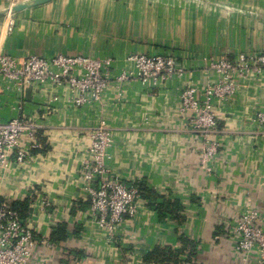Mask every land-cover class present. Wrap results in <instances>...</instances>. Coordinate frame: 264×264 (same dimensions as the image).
Returning <instances> with one entry per match:
<instances>
[{
  "label": "crops",
  "instance_id": "crops-1",
  "mask_svg": "<svg viewBox=\"0 0 264 264\" xmlns=\"http://www.w3.org/2000/svg\"><path fill=\"white\" fill-rule=\"evenodd\" d=\"M94 1L50 0L13 15L0 13V57L9 54L22 61L33 53H66L111 60L101 99L84 103L77 102L78 91L66 82L50 78L19 84L4 75L0 63V121L19 117L38 130L36 141L24 133L8 166L0 170V197L29 200L27 224L40 240L37 258L43 264H145L148 252L167 246L181 250L186 238L196 253L187 260L186 246L181 264H264L256 253L247 259L237 253L229 229L243 211L254 208L264 227V122L259 119L264 70L251 72L232 100L216 106L219 132L214 138L221 146L211 160L202 161V136L190 113L181 111L180 100L187 84L212 77L205 68L210 57L234 61L241 52L264 50V17L216 10L204 16L197 3H186V10L145 17L142 27L151 25L149 19L155 23L149 33L140 30L132 14L136 0H130L123 23L121 3L112 1L114 27L106 15L93 12ZM224 1L264 14V0ZM6 6L7 0H0V11ZM166 52L176 54L185 70L155 85L144 83L128 59L133 53ZM122 73L135 76L121 81ZM102 123L112 136L109 169L129 181L146 179L157 194L179 199L183 220L161 218L145 200L139 215L115 229L114 242L108 240L91 215L81 173ZM20 149L29 154L23 162L17 159ZM44 200L48 204L41 209ZM63 224L66 237L52 241Z\"/></svg>",
  "mask_w": 264,
  "mask_h": 264
},
{
  "label": "built area",
  "instance_id": "built-area-1",
  "mask_svg": "<svg viewBox=\"0 0 264 264\" xmlns=\"http://www.w3.org/2000/svg\"><path fill=\"white\" fill-rule=\"evenodd\" d=\"M28 0H7L8 8ZM13 15V13H8ZM137 67V76L144 82L154 85L173 75H181L185 68L173 52L133 53L128 57ZM2 71L6 77L17 79L19 84L45 83L48 79L66 82L78 91L77 102L101 99L109 81L110 59L91 55L58 53L52 56L30 54L20 61L17 57L4 54L0 57ZM212 74L203 83H189L180 93L181 111L190 113L194 130L201 134L200 152L202 161L214 158L221 146L218 138L219 118L216 106L232 100L238 92L242 80L251 72L261 75L264 70V51L241 52L232 61L223 56L210 57L205 65ZM83 71V73H81ZM135 75L122 73L121 81ZM210 77V76H209ZM264 122V111L259 112ZM37 129L19 117L10 121H0V170L5 169L24 133L36 141ZM111 132L102 123L93 133L88 155L81 168L82 179L91 203V215L98 227L106 231L110 242H114L115 229L121 228L125 220L137 217L144 207L137 182L126 180L113 172L106 164L107 147ZM36 145V143L34 144ZM28 151L18 150L17 159L23 162ZM48 204L44 200L41 209ZM257 209H247L229 226L236 243V252L247 259L256 253L264 263V227L260 224ZM36 231L27 224L11 202L0 197V264H43L36 256L39 242ZM42 242H46L42 239Z\"/></svg>",
  "mask_w": 264,
  "mask_h": 264
},
{
  "label": "rangeland",
  "instance_id": "rangeland-1",
  "mask_svg": "<svg viewBox=\"0 0 264 264\" xmlns=\"http://www.w3.org/2000/svg\"><path fill=\"white\" fill-rule=\"evenodd\" d=\"M112 1L114 2L116 1V3H121L122 8L120 10V13L122 18L121 20L123 23L124 15H127L128 9L132 6L130 4V0H95L94 2L96 6H94L93 8L94 9L93 12L100 11L102 15H106V17L108 18L107 24H111V26L114 27L112 25V20L109 19L111 18L112 12L115 11L112 5ZM136 1L137 3L134 2V7H133L134 10H132V14L135 16L137 22L139 23L140 30L146 31L147 29V32L149 33L154 32V29H156V27L152 19H149L150 21H152L150 26L142 27L144 26L145 22H147L145 17H151L156 19L158 15L165 12L167 9L168 11H170L169 13L172 14L177 12V8L188 9L189 7L185 6L184 8L183 6V4L186 3L187 6H191V5L193 6L194 4L197 3L198 5L196 4V8H198L203 13L204 16H208L210 13L215 12L216 10L224 14L228 13L229 15H233L237 13L239 15H252V16H256L257 18H259V16L264 17V14H262V12H258L251 8H246L242 5L231 4L224 0H136ZM122 27L123 29H125L126 26L122 24Z\"/></svg>",
  "mask_w": 264,
  "mask_h": 264
},
{
  "label": "trees",
  "instance_id": "trees-1",
  "mask_svg": "<svg viewBox=\"0 0 264 264\" xmlns=\"http://www.w3.org/2000/svg\"><path fill=\"white\" fill-rule=\"evenodd\" d=\"M137 185L142 197L147 200L148 205L153 210H155L161 218L173 217L178 219L179 221L183 220L181 215L183 205L179 199H167L163 195L157 194L153 189L149 187L146 179L138 181ZM160 198H162V201L160 200ZM11 205L19 212L20 216L23 219L26 220L28 218L30 208V202L28 199L22 201H13L11 202ZM66 226L67 224H63L61 228L57 229L56 232L53 233L51 237L52 241L56 242L66 237ZM183 245L185 247H182L181 250L174 249L172 246L155 248L145 255V264H181L183 260L182 258H180V256L185 248L188 247L190 249V255H188L189 257L187 258V260L196 253V248L194 246L195 244L189 239L184 238Z\"/></svg>",
  "mask_w": 264,
  "mask_h": 264
},
{
  "label": "water",
  "instance_id": "water-1",
  "mask_svg": "<svg viewBox=\"0 0 264 264\" xmlns=\"http://www.w3.org/2000/svg\"><path fill=\"white\" fill-rule=\"evenodd\" d=\"M48 1H50V0H28V1L17 3L12 8L5 7L4 9H2L0 11V13H2V14L13 13V14H15L19 11H23L26 9L33 8V7L38 6L40 4L46 3Z\"/></svg>",
  "mask_w": 264,
  "mask_h": 264
}]
</instances>
